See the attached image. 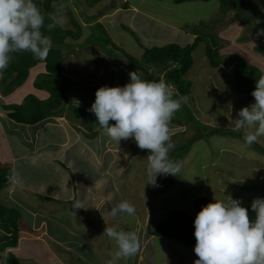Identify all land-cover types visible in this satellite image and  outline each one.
I'll list each match as a JSON object with an SVG mask.
<instances>
[{
	"label": "rangeland",
	"instance_id": "1",
	"mask_svg": "<svg viewBox=\"0 0 264 264\" xmlns=\"http://www.w3.org/2000/svg\"><path fill=\"white\" fill-rule=\"evenodd\" d=\"M70 1V5L68 4L69 10L72 11L70 14L76 10L80 14L79 7L72 6L73 0ZM111 1L117 3L120 0ZM127 1L129 3L128 7H119L121 9L114 13L111 20L107 18L103 22L87 25L82 22V16L74 17L81 28V37L78 38L79 42L77 43L74 42L75 40H70V37L67 38L69 44L67 43L66 47H63V52L68 63L70 59L66 57V52L71 47L70 50L74 56H70L73 61L70 67L72 66L79 73L86 75L84 81L85 85L89 86L91 95L95 94V90L98 89L96 86H92L91 82L95 79H103L106 75H104L103 64H109L113 58L118 60L116 64L110 66L112 71H115L114 77L123 80L122 78L125 75V82H120V86H124L130 80L129 73L137 71L139 74L140 70L123 58V53H128L139 59L145 47L162 45L167 42H177L180 45H184L192 41L193 36L189 34L192 31L197 32V34L207 32L217 34L220 38L219 51L221 54L239 55L245 61L258 65L264 71V51L259 52L254 48L255 45L264 46V36L257 37L258 29L263 28L257 23V25L254 23H250L247 26L244 25L241 22L242 14L238 12L232 11L222 16L218 10V0H191L179 3L173 0ZM248 1L258 6L256 0ZM63 2L68 3L69 0H55L52 5L57 9L62 6ZM258 2L259 5L264 6V0H258ZM94 12L95 9L89 10L88 13L93 15ZM96 15L97 13L93 16L96 17ZM86 16L89 15L86 14ZM151 17H162V21L165 23V26H162V30L157 26L153 27V22H150ZM67 21L68 19H66ZM126 26L132 29L134 34L127 30ZM172 26L180 30L176 32V30L171 29ZM73 30H76V28H73ZM136 38L138 41H136ZM99 42H102V50H99L100 47H96ZM106 43H109L112 47L116 45V50L107 47ZM91 44H95V46ZM191 56L192 65L185 72V77L191 80L190 98L187 103L190 106L191 114L198 122L190 121L189 123H184L185 125L170 124V135L175 145L169 151L170 160L173 161L174 157L183 148H186L175 161L180 166V171L175 177L180 178V180L169 185L160 193L148 185L143 196L142 191L146 182L147 168L143 165L135 166L137 167L136 172L131 167L118 171L119 176L123 178L122 180H125L123 183L118 182V178L114 177L112 173L100 175L103 164L100 165L99 160L100 158L103 160L105 156H108L109 150L112 151L114 146L110 138L104 134L103 129H100L99 140L94 141V145L98 146L93 150L95 157L85 150L83 154L78 153L75 156L74 165L77 166L79 173H81V169L89 171L88 163L95 164V160H98L99 164L95 165V167H90V172L93 175L87 181V186H79V189L82 190L81 197L78 195L72 200L89 206L99 192H106L107 195L103 194L106 200L99 207V214L103 215L107 211L110 214L112 207H115L122 199H127L135 206L136 215L128 217L122 214L113 217L110 214L111 217L107 223L105 221L109 216L107 218L101 216L100 218L98 215H90L89 220L84 219L83 222H80V224L83 223L84 225H79L78 217L80 216L76 212L78 209L74 210L72 207L74 202L66 204L53 198L50 203H54L57 207L49 216L58 220L54 227H62L64 225V233L72 230L77 236L82 231L84 238L82 237L81 239L85 240L83 243L81 242L82 246L73 247V249L77 250L75 254L68 249L60 251L64 247L60 246V249H57L58 244L52 240H46L49 245L46 246L42 240H35L34 238L28 240L21 236L15 247L0 251V255L7 256L8 264L10 253L17 255L22 264H109V261L113 259L117 246L114 240L103 235L105 229L103 223L117 230L135 231L140 238L141 247L138 254L127 261L121 259L117 264H194V261L198 258L194 252L195 246L188 247L179 240L152 236L146 231L147 225H154L164 217L170 208H181L193 213L192 200L199 195L207 196L212 200L214 195L221 199L224 196L231 195L234 199H240L242 204L250 206L254 199L260 197L261 193L255 189L254 183H251L250 180L255 178L254 169L262 165L264 154L256 151L252 146L246 145L237 137L232 138L220 134L208 135L206 132L200 136H195L200 134L198 131L208 129L207 126L201 124L204 123L202 118L210 117L212 118L211 120L218 122V124L214 123L213 126L226 127L229 123H220V119L228 116L229 109L227 108H232L231 112L233 114L236 113L232 117L234 121L238 118V111L241 108L255 102L254 97L251 96L252 98L246 100L245 96L237 91L234 86V75L230 67L224 65L211 67L208 64L203 42H199L196 45L192 50ZM82 60L83 64L80 63ZM123 66L125 72L119 68ZM159 67L157 65L152 69L155 77H157L156 68ZM107 72L109 71L107 70ZM4 88L5 85L0 84V90L5 91ZM75 110L77 111V108ZM78 112L82 117L73 110L71 113L72 117L83 118V122L87 121V123L94 120V118L90 117H95V115L90 111L80 110ZM185 116V113H182V116L179 117L184 121L183 117ZM114 123H110V125ZM104 139H109L111 142L106 148L108 152L107 150H101L102 146H104L102 145ZM127 142H129L131 147L129 149H132V146L138 148L134 139H129ZM259 143L264 144V136L259 138ZM50 147L57 148V145H51ZM49 155H52V153ZM105 159L107 161L108 157ZM104 167L105 169L107 168L106 166ZM112 167L114 166L112 165ZM110 168L107 169L109 170ZM171 176L173 175L161 176V179L162 181H167ZM37 177L41 179L40 175H37ZM78 177L83 182L84 177L81 174L76 179ZM50 178L53 179L52 176ZM100 178H104V181L101 182ZM40 183L42 182L34 181L31 184L29 183V188H31L29 197L32 199L31 202L29 201V208L33 209L31 210L32 212L38 211V209L42 210V200L36 192L41 193L42 190L47 188L49 190L55 188L56 191L52 196L57 197V191L63 189L58 186L59 183L56 179L48 183L43 182L45 185ZM97 187L100 189L98 190ZM83 192L95 196L94 198L84 196ZM71 211L75 212V215ZM24 214H21L22 216L19 220L22 230H25L24 227L27 226L23 220L25 219ZM29 217H31V214ZM36 219L37 221L39 220L38 217ZM52 219H47V223L51 228H53L52 225L54 224ZM137 220H139V223ZM21 235H25L23 231H21ZM54 252L60 256L61 260ZM78 252L82 258L76 257ZM75 258H78V262L74 260Z\"/></svg>",
	"mask_w": 264,
	"mask_h": 264
},
{
	"label": "clouds",
	"instance_id": "2",
	"mask_svg": "<svg viewBox=\"0 0 264 264\" xmlns=\"http://www.w3.org/2000/svg\"><path fill=\"white\" fill-rule=\"evenodd\" d=\"M256 2L264 11V6ZM62 10L63 6L49 15L52 21L47 25L49 31L65 23ZM44 26L45 16L34 0H0V74L9 67L14 53L30 52L41 61L47 58L52 40L43 34ZM259 36H264V29H258ZM129 77L124 86L99 87L88 111L95 115L111 141L119 145L121 140L134 139L139 149L149 151L145 185L160 187L158 176H176L180 171V166L169 158V151L175 146L170 124L188 97H174L165 81L142 79L137 71L130 72ZM251 95L255 102L238 111L232 128L242 133L248 146L264 136V74L256 80ZM110 121L115 123L110 125ZM213 201L203 206L194 220V252L198 257L194 264H264V198L252 201L255 219L238 198L228 195L221 199L214 195ZM72 207L85 208L79 201ZM110 214L134 217L136 208L129 200L122 199L111 208ZM103 235L117 246L109 264H117L121 259L127 261L140 250L141 241L135 231L106 226ZM0 264H8L6 255H0Z\"/></svg>",
	"mask_w": 264,
	"mask_h": 264
},
{
	"label": "crops",
	"instance_id": "3",
	"mask_svg": "<svg viewBox=\"0 0 264 264\" xmlns=\"http://www.w3.org/2000/svg\"><path fill=\"white\" fill-rule=\"evenodd\" d=\"M70 2L71 1L69 0L68 3H62V6L64 8L61 12V15L64 17L65 23L63 24V26H59L63 29L74 28L70 20L71 16L73 18L82 16L81 19L83 23H86L87 25H93L96 22H103L107 18L111 20L113 18L114 13L121 9L119 7H124L125 4L127 5L126 7H128L129 4L127 0H120L117 3H114L111 0H99L95 3H89L87 0H73L72 6L79 7L80 14L77 12L76 9L74 13L70 14L72 12L71 10H69L70 8L68 7L70 5ZM94 9V14L97 13L96 17L93 16L94 14L91 15L90 13H88L89 10ZM86 14H88L89 16H86ZM65 18L68 19L67 22ZM150 20V22H153V27L157 26L162 30V26H165V23L162 21V17H151ZM174 28L175 26L171 27V29L176 30V32L177 30H180L178 28ZM126 29L130 30L127 26ZM189 34L194 37L193 33L189 32ZM79 35L80 36L76 38L66 36L60 47L61 54L63 56L62 72L65 76L68 77L70 81V88L65 91V99L63 103L57 108V110H55L53 114L35 123L29 124L17 122L11 119L7 116V109H5V105L22 103L23 97L27 94H32L36 98L41 100L46 99L49 96V92L44 87L35 85L34 83L36 76L46 71L45 63L43 61H38L28 68V74L26 78L21 82V84L12 87L9 90H0V166H9L12 170L11 178L7 180L5 185L0 189V201H2L8 206L16 207L19 211V216L17 218V243L21 236L25 237L28 240H31V238H34L35 240H42L44 245L46 246H49L46 240H52L58 244L57 249L60 246L64 247L61 249L59 248L60 251L68 249L74 253L77 252V250L73 249V247H81V242L83 243V241H85L81 239L82 237L84 238L82 231L79 232L78 236L74 234L72 230H69V232L64 233V225L62 227H54V225L58 223V220L52 219V216L50 217L49 215L50 213L54 212L57 207V205H55L54 203H50L53 198L57 199L60 202H65L66 204H71V202L76 203L75 200L72 199H75V196L78 195H80L81 197L82 190L79 189V186H87V181L90 179V176L93 175V173L90 172V167H95V165L99 164L98 160H95V164L88 163L87 165L89 171L86 169H81V173L77 171V166L74 165L75 156H77L78 153L83 154L84 150L90 153V155H92L93 157H95L93 150L96 149L98 146L94 145V141L99 140V130H102L101 127L99 128V124L97 122L96 117H92L90 115V118H94V120L90 121V123H87V121L83 122V118H76L72 117L71 115L73 110L77 115L82 117V115L79 114L78 111H87L91 107L92 103L95 101V94L91 95L89 93V86L85 85L84 80L86 79V75L84 76V74L79 73L78 70H76L75 68L73 69L72 66L70 67V65L73 64V61L71 60L70 56H74L72 51L70 50L71 47H69L66 52V57L70 59L68 63L65 60L63 52V47L65 48L66 44H69V42H67V38L70 37V40H75L74 42L77 43L79 42L78 38L81 37V34ZM136 41L138 40L136 39ZM106 44L108 45L107 47L113 48L112 45H110L109 43ZM91 45L95 46V44ZM96 47H100L99 50H102L103 48L100 44H98V46ZM116 62H118V60L113 58L109 64H103L104 75H106L103 79L93 80L91 82L92 86H96L97 88L101 86L115 87L120 86V82L124 83L126 79L124 77L125 75L122 78L123 80H121V78L114 77L115 71H112L111 66L113 64H116ZM80 63L83 64V60L80 61ZM104 65H106L107 67H104ZM108 66L110 67L108 68ZM119 68H121L122 71L125 72L124 66ZM107 70L109 72H107ZM139 74L141 75V72ZM111 75H113L112 78ZM227 99H229V97H227ZM76 108L77 111L75 110ZM200 108L202 107L200 106ZM227 109H229V114L224 119H220V123H229L227 124V126L229 125V127H233L235 121H233L232 117L236 113L233 114V112H231L232 108L230 107H228ZM202 119L207 125H214V123L218 124L216 120H211L212 118L210 117ZM110 123H114V121H110ZM198 132L200 134L195 136H200L202 133L204 134L206 130L203 129L202 131ZM111 142L114 144L112 151L109 150V155L105 156L103 160L101 158L99 160L100 165L103 164V168L100 171V175L105 173H112L114 177L118 178V182L123 183L125 180H122L123 178L119 176L118 171H123L124 169H126V167L127 169L131 167V169L136 172L137 167L135 166L137 165H143L144 167H147L146 158L150 154L148 150H141L137 148L138 152L132 154V149H129V142L121 140L119 145L113 141ZM111 142L109 141V139H104L102 144L104 146L101 145L103 147L101 150L106 151L108 144H110ZM51 145H57V148L50 147ZM50 153H52V155H49ZM106 157H108L107 161L105 159ZM261 164V166H258L254 169L255 178L251 179L250 181L251 183H254L255 189H257L262 194V187L264 184V161H262ZM112 165L114 167H112ZM104 166H106L107 168H112L108 170L107 168L105 169ZM79 174L84 177L83 182L80 177L76 179ZM37 175H40L41 179H39ZM51 176L53 179L50 178ZM17 178L19 180V183L17 182ZM54 179H56V181L59 183L58 186L63 188L62 190L57 191L56 195L58 198L52 196L56 191L55 188H52L50 190L47 188L45 190H42L41 193L36 192L38 197L42 200V210L38 209V211L32 212L31 210L33 209L29 208V201H32L31 197H29V192L31 189L29 188V183L31 184L34 181L48 183L49 181H53ZM100 181H104V178H100ZM147 186L148 185H145V187H143V196L145 195L144 191ZM97 189L99 190L100 188L97 187ZM103 194L107 195L106 192H99L98 195H94L95 200L89 206L83 205L85 208H82L81 210L78 209L77 211L73 208L74 210H76L77 215L80 216L78 217L79 225H84L83 223L80 224V222H83L84 219L89 220L90 215H98L100 216V218L101 216H104V218H107L109 216V218H107L105 221L106 223L108 222L111 217L110 214H108V211L103 215L99 214V207H101L104 203V200H106ZM83 195L94 198L93 195H88L85 192H83ZM23 213H25V219L23 220L27 224V226L24 225L25 230L21 229L19 223V220L21 219ZM29 213L31 214V217H29ZM36 217H38V221ZM50 218L54 223L52 225L53 228H51L47 223V219ZM137 221L139 223V220ZM134 223L136 225L135 221ZM103 225L106 227L107 224L103 223ZM65 229L68 230V228L66 227ZM21 231H23L25 235H21ZM55 255H57V253H55ZM57 256L60 258L59 255ZM76 257H81L79 252L77 253ZM77 259L78 258H75L74 260L78 262ZM62 260H64V258H62ZM20 263L22 264L21 260Z\"/></svg>",
	"mask_w": 264,
	"mask_h": 264
},
{
	"label": "trees",
	"instance_id": "4",
	"mask_svg": "<svg viewBox=\"0 0 264 264\" xmlns=\"http://www.w3.org/2000/svg\"><path fill=\"white\" fill-rule=\"evenodd\" d=\"M55 0H34V3L40 8L45 16V26L42 32L46 36H50L52 40V48L49 54L43 62L45 63V72L36 76L35 85L44 87L49 96L46 99H38L32 94H27L24 100L20 104L5 105L7 109V116L17 122L23 123H35L55 112L57 108L63 103L65 99V91L70 88V81L67 76L62 72L63 70V56L61 54L60 45L66 36L78 37L80 34V26L77 21L71 16L70 20L74 28L63 29L59 25L48 30L47 25L52 23L49 19V15L57 11L53 7L52 2ZM89 3H95L99 0H87ZM176 3L191 0H173ZM204 1V0H202ZM127 5L125 4L124 7ZM60 8V7H59ZM64 8V7H63ZM218 10L222 16L227 15L230 12H238L242 14L241 22L244 25L254 23L260 25L264 29V11H261L260 7L251 3L248 0H218ZM259 21V22H257ZM257 23V24H256ZM134 34L133 30H129ZM194 34L192 41L180 45L177 42H167L162 45H155L151 47H145L140 58L123 53V58L127 59L141 72L143 79L148 81H165L174 97L186 95L190 98L191 80L185 77V72L192 65V50L199 42L204 43V53L207 57L208 64L211 67H217L224 65L231 68L234 75V86L237 91L245 96L246 100L251 98V92L255 89L256 80L264 71L258 65L245 61L241 56L223 55L219 51L220 38L217 34L191 32ZM137 39V38H136ZM102 46V42H99ZM116 50V45H114ZM254 48L262 52L264 46L255 45ZM13 58L9 67L1 73L0 84L5 85V90H9L14 86L21 84L28 74V68L38 61L30 52H17L12 54ZM160 66L157 69V77L152 73V69L155 66ZM185 113L184 121L179 116ZM198 120L191 114L188 103L183 104L181 109L176 112L174 118L171 121L172 125H181ZM196 123V122H195ZM208 129L206 133L208 135L220 134L237 137L243 141L242 133L232 131L233 127H219L213 125H207ZM244 142V141H243ZM256 151L264 154V144L259 142L251 145ZM183 148L176 159L185 151ZM132 154L138 152V149L132 146ZM12 176V170L9 166H0V189L5 185L7 180ZM180 178L171 176L167 181H162L161 176L157 177V182L160 187L154 188L157 192H162L166 187L173 184ZM263 192L260 198H264V184ZM194 212L190 213L181 208H170L164 217L157 221L153 226L147 225L146 231L150 235L156 237L179 240L188 247H193L196 244V238L194 235V220L197 213L209 202H214L211 198L199 195L193 198ZM242 206L248 208L249 215L255 219V213L252 212L251 206L248 204H242ZM81 210V209H79ZM19 211L14 206H8L0 201V251L6 247H13L17 244L18 239V227L17 218ZM9 264H21L19 258L13 254H9Z\"/></svg>",
	"mask_w": 264,
	"mask_h": 264
}]
</instances>
